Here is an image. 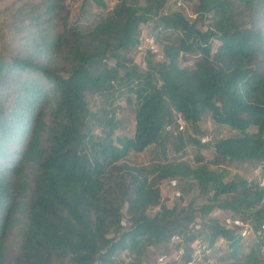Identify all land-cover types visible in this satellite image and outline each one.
<instances>
[{
	"label": "trees",
	"instance_id": "16d2710c",
	"mask_svg": "<svg viewBox=\"0 0 264 264\" xmlns=\"http://www.w3.org/2000/svg\"><path fill=\"white\" fill-rule=\"evenodd\" d=\"M168 1L116 0L107 9L105 0H83L99 9L85 23L70 20L65 0H44L31 23L45 36L36 53L48 61L0 55V264H154L146 249L175 236L183 253L170 264H190L194 242L213 251L220 238L232 264H264V184L228 169L253 163L264 178V0H189L194 17L166 10ZM147 23L164 58L147 51L145 71L129 67L123 79L107 61L124 62ZM115 80L135 95L132 135L89 103ZM205 114L235 133L202 143ZM178 118L189 135L174 126ZM190 142L195 164L184 157ZM149 147L148 164L123 163ZM209 148L208 160L201 150ZM173 179L195 186L203 202L169 204L161 183ZM216 210L242 225L211 216ZM246 226L256 240L242 251ZM127 250L134 256L121 261Z\"/></svg>",
	"mask_w": 264,
	"mask_h": 264
},
{
	"label": "rangeland",
	"instance_id": "374dc122",
	"mask_svg": "<svg viewBox=\"0 0 264 264\" xmlns=\"http://www.w3.org/2000/svg\"><path fill=\"white\" fill-rule=\"evenodd\" d=\"M44 0H0V55H3L6 59H11L14 56H28L34 54L37 60L48 61L42 56H38L36 53V48L38 43H40L44 38V34L39 31L40 26L31 23L32 16L37 13L40 9V4ZM107 3V9H111L116 0H105ZM83 0H65L66 8L71 12V21L83 20L85 23H89L96 18V13L99 11L98 7L92 5L90 7L82 8ZM86 9V13L83 10ZM166 10H180L183 11L189 17H194L193 14V2L189 0H169ZM142 36L145 39H150L153 44L156 45L158 52H153L155 54V59L161 60L164 58L162 49L160 45L155 41L154 34L152 33V27L150 24H144L142 28ZM264 29V26H263ZM144 39V44L149 45V40ZM147 51L150 50H139L133 47L125 56V61L116 64V61H107L109 66H115L118 68L119 76L125 79L124 74L129 67H136L139 72H143L146 69V59L145 56ZM193 60L183 61L184 65H192ZM128 81H124L120 84L118 80H115V85L112 86L111 92H108L106 96L102 95H88L89 103L93 111L98 112L99 115H114L115 118L121 120V127L117 130L118 134H129L134 133L135 117H134V105L128 103V98L130 97L134 100L135 95L130 93L128 90ZM179 123L176 124V121ZM174 126H178L180 129L181 125L184 126V122L181 118H178ZM183 122L181 124L180 122ZM201 131L203 134L199 135L201 137L202 143L212 142L219 137L229 136L234 134L235 131L228 126L216 124L208 114L203 116L200 122ZM186 134L189 135L190 129L185 125ZM101 125L96 122L94 126V131L99 133ZM13 145H11V148ZM10 148V149H11ZM198 152V148L191 142L186 145L184 149V157L191 163L195 164V156ZM201 153L206 159H211L213 157L212 149H203ZM170 154L173 155V149L170 146ZM154 153L152 148L149 147L143 152H132L128 158L124 160L126 165H146L151 162ZM213 166V165H212ZM229 177L234 175H241L244 177L255 178L258 177L262 184H264V178L261 177V167L253 163H234L228 166ZM174 180V179H173ZM191 186V188H190ZM161 191L163 198L168 200L169 204L178 203L179 206H183L189 203L192 199H196L197 203H202L203 199L196 197L198 190L195 186L188 183H183L177 181L174 184L171 181H164L161 183ZM211 216L218 217L221 220H226L229 226H233V223H229L230 218L229 213H225L221 210L214 211ZM232 220V219H231ZM233 221V220H232ZM127 222V217L125 215V210H123V224ZM126 225V224H124ZM250 228L246 226V228ZM18 229L16 228L10 236L6 239L7 243L14 247L18 244V239L15 237V233ZM252 233V232H251ZM242 235L240 248L242 251H246L253 244L255 239V234ZM180 242L179 237H173L169 242L162 243L158 246H152L146 249L144 261L154 264H158L159 258L166 255V263L170 264L175 259H178L183 253L181 250L183 248H176V245ZM196 242H194L195 244ZM134 254L131 252L124 251L118 255L121 261L128 262L132 259ZM233 255L231 249L228 247V243L222 238L218 239L215 243V247L205 260L195 264H232Z\"/></svg>",
	"mask_w": 264,
	"mask_h": 264
},
{
	"label": "built area",
	"instance_id": "2783aa9c",
	"mask_svg": "<svg viewBox=\"0 0 264 264\" xmlns=\"http://www.w3.org/2000/svg\"><path fill=\"white\" fill-rule=\"evenodd\" d=\"M144 37L141 36V39H140V42L137 46V48L141 51V50H150L152 52H158V49L157 47H155L156 45L153 44V41L150 40V39H145V40H149V45H145L144 44ZM179 123V121L177 120L176 121V124ZM181 124H183V122L181 121L180 122ZM181 128H183V125H181ZM172 182L175 184L176 183V180H172ZM228 222L229 223H235L237 225H242V222L239 221V220H234L232 221L231 219H228ZM124 224H126L124 222ZM240 234L242 235H247L251 232V229L250 228H242L239 230ZM262 236L264 238V224L262 225ZM223 240V239H222ZM183 250H181L182 252ZM211 251L212 249L210 247H208L206 244L202 243V242H199V241H196V243L194 244V251H193V255H192V261L190 262V264H195L196 262H200L204 259V256L206 255H210L211 254ZM167 261H166V255L162 256L159 258V262L158 264H165Z\"/></svg>",
	"mask_w": 264,
	"mask_h": 264
}]
</instances>
